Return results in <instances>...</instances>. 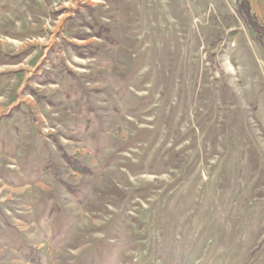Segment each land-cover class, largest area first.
<instances>
[{
    "label": "rangeland",
    "instance_id": "obj_1",
    "mask_svg": "<svg viewBox=\"0 0 264 264\" xmlns=\"http://www.w3.org/2000/svg\"><path fill=\"white\" fill-rule=\"evenodd\" d=\"M243 1L0 0V264H264Z\"/></svg>",
    "mask_w": 264,
    "mask_h": 264
},
{
    "label": "trees",
    "instance_id": "obj_2",
    "mask_svg": "<svg viewBox=\"0 0 264 264\" xmlns=\"http://www.w3.org/2000/svg\"><path fill=\"white\" fill-rule=\"evenodd\" d=\"M242 6L238 7L239 10H242L243 14L247 17V19L251 18L252 20L255 19V15L252 12L250 3L247 0H244L241 4ZM250 27L257 33H259V39L262 41L264 40V29L260 26V24L255 20L254 22L252 21V23H250ZM66 156V155H65ZM67 160L69 163H72L75 167L76 170H79L83 173H86L88 171V168L85 166H81L79 167V162H77L76 160H74L73 158L70 160V158L67 157Z\"/></svg>",
    "mask_w": 264,
    "mask_h": 264
}]
</instances>
